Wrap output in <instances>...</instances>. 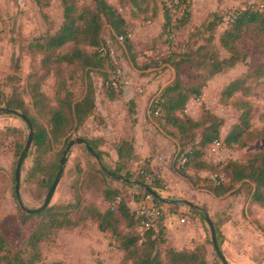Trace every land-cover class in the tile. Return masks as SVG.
Here are the masks:
<instances>
[{
    "label": "rangeland",
    "instance_id": "rangeland-1",
    "mask_svg": "<svg viewBox=\"0 0 264 264\" xmlns=\"http://www.w3.org/2000/svg\"><path fill=\"white\" fill-rule=\"evenodd\" d=\"M48 1V5L43 7L38 4V0H0V99L2 93L9 91L6 77L12 72V55L19 53L20 47L27 45L34 37L46 33L54 34L61 27L60 0ZM92 1L79 0V3L83 6ZM109 1L113 4L119 3L118 0ZM166 1L150 0L148 9L144 10L146 2L142 0H121L120 9L129 23L128 33L132 46H127L125 42L114 44L115 53L112 58L117 67L115 72L113 67L107 65L106 68L91 73L95 87V106L92 114L78 133L72 134L67 141L63 139L61 143L53 145L45 163L58 157L61 159L63 148L73 138L100 137L104 140L100 147L104 152L101 162L114 170L118 156L113 141L134 136L137 160L129 162L128 168L136 171L143 164L140 160L148 159L155 173L164 178L163 187L157 191L165 200L163 205L166 208V233L173 242L179 247H194L205 242L209 249V263L223 264L224 261L212 240L207 221L209 216L216 228V242L228 264H264V208L251 204L244 193L228 192L218 195L213 190L216 184L229 179L227 171L220 172L223 162L230 158L245 161L253 152L264 150V136L243 149H228L223 145V148L215 153L206 148V160L219 166L213 171L197 172L191 164L183 169L178 159L181 148L177 140L159 127L149 110L151 99L175 78L176 70L166 61L167 57L180 59L173 52L182 54L191 47L208 42L210 48L223 56L228 55L219 42L225 24L220 22L216 31L212 32L201 26L203 22L218 21L232 10L263 9L264 0H186L191 12L188 23L181 25L179 20L173 21V28L163 32L164 17L161 13L164 12ZM156 7L161 13L153 20L152 12ZM198 28L202 34L191 42L190 35L197 33ZM104 37L109 38L108 32ZM210 37L213 38L212 41H209ZM241 44L248 52L247 59L234 68L210 76L202 96L190 100L186 109L193 117H197L203 108L222 117L225 120L223 136L240 113L234 106L238 98L252 104V122L256 127L264 128V77L249 76L243 84L248 87L247 94L240 90L228 103L224 100L223 90L226 85L235 79L245 78L252 68L264 65V49L260 48L247 32L244 33ZM118 69L120 75L117 73ZM103 71L111 72L110 79L117 84L116 92L120 96L116 100L110 99L107 94L109 81L105 82ZM29 72L30 58L25 56L21 66L23 79ZM201 73L206 74V71L185 64L181 76L187 83ZM68 75H73L70 84L77 95L88 89L89 76L78 65L71 66ZM54 85L55 77L50 76L42 88L53 96ZM132 98L136 104L134 113H130L128 108V102ZM25 99L31 102L28 94H25ZM8 127L12 129L6 134ZM28 135L27 123L18 115L4 112L0 106V226L4 236L15 249L25 245L39 220L37 216L26 220L16 194L15 173L22 152L18 151V148L26 147ZM35 151L36 147L32 142L21 166L19 181L20 198L31 208L41 206L49 191L46 186L47 176H30ZM161 156L164 161L160 160ZM100 167L85 145H75L68 154L64 172L49 206L71 202L80 196L83 200L94 202L106 209L108 203L104 200L103 189L107 184L119 189L120 196L130 207L140 211L145 195L137 185L122 182L126 171L117 174L119 179L106 175L104 183L98 181L96 186L82 183L85 173ZM42 177L46 180L41 181ZM187 201L197 204L201 209L191 208ZM182 218H186V221L181 222ZM113 240L109 233L100 231L95 223L88 221L72 230H60L53 241L45 244V254L49 262L64 260L72 264H131Z\"/></svg>",
    "mask_w": 264,
    "mask_h": 264
},
{
    "label": "trees",
    "instance_id": "trees-1",
    "mask_svg": "<svg viewBox=\"0 0 264 264\" xmlns=\"http://www.w3.org/2000/svg\"><path fill=\"white\" fill-rule=\"evenodd\" d=\"M118 1V4H113L109 0H93L90 4L81 6L79 0H60L62 7L60 29L54 34L46 33L34 37L27 45L20 47L19 53L11 57L12 72L6 77L9 91L2 93L0 106L2 109L19 110L32 121L36 155L30 176L31 178L47 176L46 186L49 189L56 178L61 159L58 157L52 162L45 163L46 156L51 153L54 144L61 143L63 139L67 141L72 134L78 133L93 112L95 87L91 73L104 69L107 65L113 67V72L116 71L117 67L112 58L114 55L107 51L103 56L99 51L106 43L107 38L104 36L108 32L114 44L125 42L127 46H132L128 33L129 23L120 9L122 2ZM142 2H146L144 10L148 9L150 0ZM48 3V0H38V4L43 7ZM163 10L162 13L160 9L158 12L156 7L153 12L151 11L153 20L158 14L163 15V32L173 28L174 22L178 20L179 24L186 25L191 16L186 0H167ZM220 22L223 23L222 17L218 21L203 22L201 26L207 31L215 32ZM225 26L219 42L228 55L223 56L210 48L208 42L191 47L182 54L173 52L180 59L167 57L166 61L176 70L175 78L149 103L150 115L155 118L159 127L177 140L181 148L178 158L181 166L182 159L186 158L183 169L191 164L197 172L213 171L217 166L206 160L205 149H211L216 139H221L228 149H243L264 136V128H258L252 122L254 113L252 104L241 98L234 103L240 113L224 136L222 129L225 120L222 117L205 108L197 117L186 112L188 102L202 96L210 76L234 68L247 59L248 52L241 44L245 32L264 49V8L244 9L233 22ZM200 34L202 31L198 28L197 33L190 35V41ZM120 35L124 36L122 42L118 40ZM212 40L210 37L209 41ZM25 56L30 58V72L23 79L21 66ZM185 64L204 69L206 74L201 73L197 78L185 83L181 76ZM73 65H78L89 76L88 89L79 95L71 88L70 79L73 75H68V70ZM102 74L105 76V82L109 81L107 90L109 98L116 100L120 94L116 92L117 87L112 85L111 72L106 71ZM50 76L55 77L53 96L42 88ZM249 76L264 77V65L252 68L245 78L235 79L226 85L223 90L225 102L228 103L240 90L243 94L248 93V87H244L243 84ZM25 94L30 96L31 102L25 99ZM128 104L129 112L134 113L135 99L129 100ZM11 129L8 127L6 134ZM80 137L89 143L102 160L104 152L100 147L104 140L100 137ZM135 144L134 136L121 137L118 141H113L118 156L114 170L102 162L100 168H93L84 174L82 183L96 186L98 181H105L106 175L119 179L117 174L126 171L122 182L137 185L141 193L151 195L154 201L164 204L165 200L157 191L163 187L164 178L155 173L151 162L148 159L140 160L143 164L136 171L128 168L129 162L137 160ZM65 148L62 150L63 153ZM86 149L90 152L87 147ZM19 150H22L21 154L24 151L23 147H19ZM222 171L229 173V179L215 185L213 190L216 194L244 193L251 204L264 208V150L253 152L245 161L227 159L221 165L220 172ZM42 178L41 181L46 180ZM147 187L153 189L156 194H152ZM103 195L108 203L106 209L77 196L71 202L48 206L40 212L24 211L26 220L33 216H37L39 220L22 248H13L0 226V264H72L64 260L49 262L45 254V244L53 241L60 230H72L85 225L88 221L95 223L100 231L109 233L116 247L124 253L131 264H210L207 243L180 248L172 242L166 233V211L158 218L155 228L141 230L146 215L132 209L120 196L119 189L106 184Z\"/></svg>",
    "mask_w": 264,
    "mask_h": 264
},
{
    "label": "water",
    "instance_id": "water-1",
    "mask_svg": "<svg viewBox=\"0 0 264 264\" xmlns=\"http://www.w3.org/2000/svg\"><path fill=\"white\" fill-rule=\"evenodd\" d=\"M4 112L6 113H11V114H15V115H18L19 117H21L28 125V128H29V135H28V139H27V144H26V147L24 148V151L23 153L21 154V156L19 157L18 159V163H17V166H16V173H15V178H16V194H17V197H18V200H19V203L21 205V208L28 212V213H35V212H40L42 210H44L45 208H47L52 200V197L55 193V190L60 182V179L62 177V174L64 172V165L67 161V157H68V154L70 152V150L75 146V145H85L89 151L92 153V155L97 159L98 163L102 166V162H101V158L99 156V154L89 145V143L82 137H77V138H73L71 139L66 148H65V151L63 153V156L61 158V161H60V167H59V170H58V173L56 175V178L51 186V188L49 189L48 191V194L44 200V202L42 203L41 206L39 207H36V208H31V207H27L23 201L21 200L20 198V194H19V181H20V176H21V166H22V163H23V160L25 158V153H27L32 145V142H33V138H34V127H33V124H32V121L30 120V118L25 115L24 113L20 112L19 110H16V109H11V108H3L2 109ZM122 177V176H121ZM147 189L152 193V194H156V192L151 189L150 187H147ZM188 205L191 207V208H195V209H201L200 206H198L197 204L195 203H192L190 201H187ZM207 221L209 223V226H210V229H211V233H212V240L214 242V246L216 248V250L218 251L219 255L222 257L224 263H227L223 253L221 252L220 250V247L218 246L217 242H216V228H215V225L213 223V221L211 220V218L208 216L207 217Z\"/></svg>",
    "mask_w": 264,
    "mask_h": 264
},
{
    "label": "built area",
    "instance_id": "built-area-1",
    "mask_svg": "<svg viewBox=\"0 0 264 264\" xmlns=\"http://www.w3.org/2000/svg\"><path fill=\"white\" fill-rule=\"evenodd\" d=\"M177 1V0H176ZM240 13V10H232L228 13H225L222 16V20H223V24L227 25L230 22H233L238 14ZM119 42H122L124 40V36L120 35L118 37ZM99 51L101 52V54L104 56L106 54V52H110L111 55H114L115 53V49H114V42L112 41V39L107 38L106 39V43L103 45V47H101L99 49ZM118 75H120V70H117ZM112 85L114 87H117V84L115 81H113ZM223 148V142L221 139H216L215 141H213L212 145H211V150L215 153H218L221 149ZM161 161H164V157H160ZM186 163V158H183L181 161L182 167H184V164ZM214 179H216L215 176H213ZM120 198H117V201H119ZM166 211V208L163 204H160L156 201L153 200L151 195H145L141 206H140V213L145 214L146 215V219L143 222V224L141 225V230L144 229H149L152 227H156V222L158 220V218L160 217V215L162 214V212ZM186 221V218H182L181 222ZM143 233V232H142ZM114 242V241H113ZM98 264H101L100 262Z\"/></svg>",
    "mask_w": 264,
    "mask_h": 264
},
{
    "label": "crops",
    "instance_id": "crops-1",
    "mask_svg": "<svg viewBox=\"0 0 264 264\" xmlns=\"http://www.w3.org/2000/svg\"><path fill=\"white\" fill-rule=\"evenodd\" d=\"M255 205H257V204H255ZM167 231V230H166ZM173 242V241H172ZM177 247H179L175 242H173ZM196 246V245H195ZM180 248H182V247H180Z\"/></svg>",
    "mask_w": 264,
    "mask_h": 264
}]
</instances>
